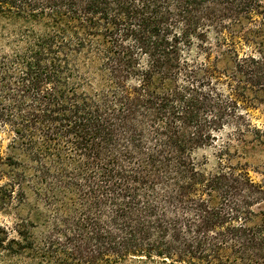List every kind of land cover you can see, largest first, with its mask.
<instances>
[{
    "label": "trees",
    "instance_id": "obj_1",
    "mask_svg": "<svg viewBox=\"0 0 264 264\" xmlns=\"http://www.w3.org/2000/svg\"><path fill=\"white\" fill-rule=\"evenodd\" d=\"M260 108L264 0H0V264H264Z\"/></svg>",
    "mask_w": 264,
    "mask_h": 264
},
{
    "label": "rangeland",
    "instance_id": "obj_2",
    "mask_svg": "<svg viewBox=\"0 0 264 264\" xmlns=\"http://www.w3.org/2000/svg\"><path fill=\"white\" fill-rule=\"evenodd\" d=\"M253 123L264 132V109L260 108L253 113ZM5 142L6 140L4 136L0 134L1 145H4ZM256 160L258 162V165L260 164L259 166H262L261 168H264V149L261 151H257ZM252 175L255 180L261 179V176L256 173H253Z\"/></svg>",
    "mask_w": 264,
    "mask_h": 264
}]
</instances>
